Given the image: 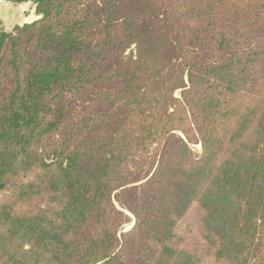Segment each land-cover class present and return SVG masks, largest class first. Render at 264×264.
<instances>
[{
    "label": "trees",
    "instance_id": "1",
    "mask_svg": "<svg viewBox=\"0 0 264 264\" xmlns=\"http://www.w3.org/2000/svg\"><path fill=\"white\" fill-rule=\"evenodd\" d=\"M12 1L0 264H264V0Z\"/></svg>",
    "mask_w": 264,
    "mask_h": 264
},
{
    "label": "crops",
    "instance_id": "2",
    "mask_svg": "<svg viewBox=\"0 0 264 264\" xmlns=\"http://www.w3.org/2000/svg\"><path fill=\"white\" fill-rule=\"evenodd\" d=\"M4 11V21L3 23H7L14 28L21 24H25L27 20L31 18V16L36 15L35 5L32 3L30 5H20L16 4L12 0H6L4 7L0 9Z\"/></svg>",
    "mask_w": 264,
    "mask_h": 264
},
{
    "label": "rangeland",
    "instance_id": "3",
    "mask_svg": "<svg viewBox=\"0 0 264 264\" xmlns=\"http://www.w3.org/2000/svg\"><path fill=\"white\" fill-rule=\"evenodd\" d=\"M2 12H4V11H2ZM13 30H14L13 26H10L7 23H3V22L0 21V36H1L2 33H5V32L9 33V32H12ZM177 95H179V93H177ZM192 148L198 154H200L202 152V147L199 144L192 145ZM132 224H133V222L128 224V225H126L125 231L128 230L131 227Z\"/></svg>",
    "mask_w": 264,
    "mask_h": 264
},
{
    "label": "water",
    "instance_id": "4",
    "mask_svg": "<svg viewBox=\"0 0 264 264\" xmlns=\"http://www.w3.org/2000/svg\"><path fill=\"white\" fill-rule=\"evenodd\" d=\"M5 3H6V0H0V9L2 7H4ZM27 4L30 5V4H32V2L21 3L20 5H27ZM35 9H36V13H37V7L36 6H35ZM3 14L4 13L0 10V21H4V16H2ZM40 19H41L40 15H37V14L33 15V16H31V18L29 20H27V22L25 24H21L20 27H23L27 24H32V23H34ZM134 225H135V221L133 222V224L131 225V227L129 229H131Z\"/></svg>",
    "mask_w": 264,
    "mask_h": 264
}]
</instances>
